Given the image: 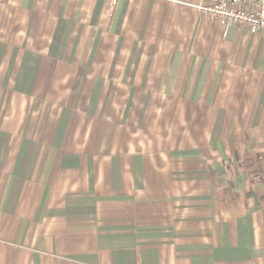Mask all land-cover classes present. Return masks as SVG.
Returning a JSON list of instances; mask_svg holds the SVG:
<instances>
[{
    "label": "crops",
    "instance_id": "crops-1",
    "mask_svg": "<svg viewBox=\"0 0 264 264\" xmlns=\"http://www.w3.org/2000/svg\"><path fill=\"white\" fill-rule=\"evenodd\" d=\"M203 0H0V264H264V36Z\"/></svg>",
    "mask_w": 264,
    "mask_h": 264
},
{
    "label": "built area",
    "instance_id": "built-area-1",
    "mask_svg": "<svg viewBox=\"0 0 264 264\" xmlns=\"http://www.w3.org/2000/svg\"><path fill=\"white\" fill-rule=\"evenodd\" d=\"M197 7L203 16L224 29L235 26L264 36V0H203Z\"/></svg>",
    "mask_w": 264,
    "mask_h": 264
}]
</instances>
